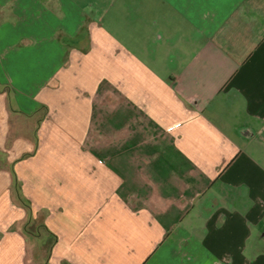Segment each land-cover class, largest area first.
I'll return each mask as SVG.
<instances>
[{
    "label": "crops",
    "instance_id": "0c3cea01",
    "mask_svg": "<svg viewBox=\"0 0 264 264\" xmlns=\"http://www.w3.org/2000/svg\"><path fill=\"white\" fill-rule=\"evenodd\" d=\"M0 264H264V0H0Z\"/></svg>",
    "mask_w": 264,
    "mask_h": 264
}]
</instances>
